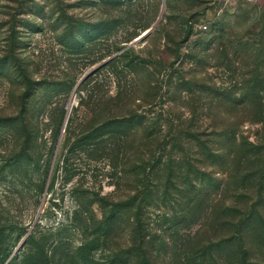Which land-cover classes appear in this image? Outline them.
<instances>
[{
  "label": "rangeland",
  "instance_id": "obj_1",
  "mask_svg": "<svg viewBox=\"0 0 264 264\" xmlns=\"http://www.w3.org/2000/svg\"><path fill=\"white\" fill-rule=\"evenodd\" d=\"M182 22V55L196 54L197 43H217L200 53L214 57L208 67L183 69L197 85L169 95L170 79L154 75L165 88L140 107L144 130L112 128L125 137L119 147L105 132L90 136L89 127L109 114L93 117L89 95L118 89L111 68L93 72L123 48L171 62L167 35L178 34ZM221 26L224 41L238 34L253 44L245 68L227 59ZM124 72L123 83L133 87L146 74ZM223 112L245 122L237 141L211 138V153L188 140L183 148L165 146L161 159L152 140L136 152L147 127L157 130L171 114L196 113L209 131L205 117ZM130 146L135 151H125ZM187 197L196 200L188 205ZM102 201L140 211L142 253L124 244L130 214L115 217L105 233ZM239 213L250 215L238 225ZM207 222L222 224L213 240L224 242L212 256L186 255L201 248L199 240L208 243L195 236ZM238 229L243 243L235 240ZM135 254L151 264H264V0H0V264H136Z\"/></svg>",
  "mask_w": 264,
  "mask_h": 264
},
{
  "label": "trees",
  "instance_id": "obj_2",
  "mask_svg": "<svg viewBox=\"0 0 264 264\" xmlns=\"http://www.w3.org/2000/svg\"><path fill=\"white\" fill-rule=\"evenodd\" d=\"M183 25L184 22L181 23V28L179 29L178 34L176 33L174 35H167V42L171 44L169 51L171 53V56L174 58L171 62L165 60L152 61L151 59H146L143 57H139L138 55H134L133 48H123L120 49L122 51L121 54L117 55L114 58H110L109 61H107L99 69L93 72L95 73L103 68H111L112 73L116 77V85L118 89L114 96L104 94L100 97L97 96L96 98H91V95H89L86 104L89 107V110L91 111L93 117L102 113L103 111L109 114L107 121L100 123L97 128L93 127V125L89 127L91 128V131L89 132V134H91L90 136H94L98 132L102 134L105 132V135L109 134L108 138L114 140V146L119 147L121 143H126L125 137L121 135L122 137L117 138V133L115 131H112V128L118 127L120 129L121 127H124L126 129H134L137 124L140 126V128H143V124L145 123V121H142V115L139 113L140 107L144 106L145 104H151L152 101H150V99L154 100L157 96V93H159L160 90H163L165 88L164 83L166 82V80L164 81V79L156 78L154 77V75L159 76L160 74H163L164 78L166 76L167 79H170V82L167 83L168 88L166 91V93L169 95L174 94V92H176L177 95L181 94L183 90H186L183 88H185L187 85L189 87L197 85V81L190 80L186 77L185 71H183V69H185L186 65L190 64L195 67V69H197L199 66L203 68L208 67L210 60L214 59V57H209L208 55L207 57H202L200 53L215 49L214 44L217 46V43L214 41L208 43H201L204 45L197 43V47L195 49V52H197L196 54L182 55L180 47L178 46V38L183 35ZM225 30L226 29L224 26H221V28L218 30V32L221 33L220 40L222 41V50L226 53V55H228V60L232 62L237 61L241 67L245 68L253 44L249 42H244L243 37L238 34L231 35L228 39L224 41ZM186 34L187 37L191 36V32L186 31ZM232 53L234 57L230 58L229 54ZM116 62L118 63L117 65L115 64ZM125 70H128L129 73L133 74H139V72H141V74H146L140 75L138 77V79H141L139 81V85L133 87V85L129 86L123 83V75L125 74ZM168 70L170 72H168ZM174 74H177L175 80L173 79ZM119 76H122L121 81L119 79ZM191 102H193L194 104L197 103L195 99L191 100ZM196 116V113H190L189 115L182 113L178 116L171 114L170 117H167L163 121V123L159 125V128L157 130H150L149 127H147L148 131L144 133L143 140L139 144V147H137L136 152L138 151V153H141L142 147H147L148 145H146V143L152 140L153 144L151 145L154 148L153 153L155 154V156H157V159H161V150L164 149L165 146L171 145L174 147L177 145V147L183 148L184 140H188L189 143H193L197 147H201L202 149L205 146L207 151L211 153L212 150L209 148L208 143L212 142L211 144H213V139L215 138V136L224 137L227 139V141H229V143L231 141H237V137L241 131V127L245 122V117L242 115H235L232 113L225 114V112H223L222 114H210L205 117L207 120H211V126L209 127L210 130L208 131L201 129L202 127H199L197 125L195 118ZM90 120L92 122V118ZM162 126L164 128H162ZM164 129H167V131L166 134L162 135V132L165 131ZM203 136L206 137L208 140L203 139ZM126 148L127 149L125 151H129L130 149L135 151L133 146ZM224 150V148L221 150L218 157H220V155L225 154ZM201 153L204 154L203 151ZM148 184L149 179H145L142 183L145 189V191L143 192V196L148 195V193L146 192V190H149ZM170 193L171 190L168 189V194ZM177 194L183 197L184 195H189L190 192L184 194V189H178ZM175 198L178 208L188 212L189 207H184V205L181 206L182 203L180 202V199L177 197V195L175 196ZM188 198L189 197H187V203L183 199V201L188 205L192 204L196 200V198L195 200L194 198L192 200L191 198ZM134 200L135 197L132 198V202L130 203H133ZM102 204V208L104 209V213L106 214L102 224L106 227L105 233L107 234L110 231L109 227L111 226V222L114 220L115 217L118 218L121 215L128 216V214H130L129 218L131 217V220L134 217V221H132L134 223H131L129 225L128 232L130 233L127 234L128 241H126L124 244L127 245L126 247H130V250L135 251V253L138 251L142 253V246L145 245V231L142 230L140 211L131 214V211L133 209H129V207L127 206L128 203L126 201L119 202L116 204L102 201ZM108 207L110 209L106 210ZM126 209L129 210L126 211ZM212 213H214V211H211L210 214L212 215ZM244 215L245 213H239L238 216H240V219L238 220V225L243 220L246 221V219H242L243 217H241ZM249 215L250 214H247V216H244V218H249ZM130 222L131 221L129 219V223ZM221 225V223L215 225L213 222L203 223L195 236L208 237V243H203L202 240H199L198 244L201 246V248H188L186 255L188 254L190 256H199L201 254H206L207 252V255L212 256L213 252H217L216 249L218 250L219 245L222 244L224 240L216 242L213 239H215V237L217 236L218 230L219 228H221ZM242 232L243 231L241 229H238V234L235 240H237L239 237L243 243L244 235ZM242 246L244 248V245ZM247 252L248 250L244 249V253ZM132 259H135L136 264H151L148 262H143L140 257L137 256V254H135L134 257L132 256ZM153 262L154 264H158V259L155 258Z\"/></svg>",
  "mask_w": 264,
  "mask_h": 264
},
{
  "label": "water",
  "instance_id": "obj_3",
  "mask_svg": "<svg viewBox=\"0 0 264 264\" xmlns=\"http://www.w3.org/2000/svg\"><path fill=\"white\" fill-rule=\"evenodd\" d=\"M164 6H165V1H164V4H163V10H164ZM161 17H162V15H161ZM161 17H160V19H161ZM160 19H159V20H160ZM158 23H159V21L156 23V25H154L153 27L149 28V29H148V30H147L142 36L136 38L133 42H131L130 45H134L135 43L139 42L142 38H144L146 35H148L149 33H151V32L154 30V28L157 26ZM104 62H107V61H104ZM89 74H90V73H87V74L81 79L80 83H82V82L87 78V76H88ZM63 131H65V127H64Z\"/></svg>",
  "mask_w": 264,
  "mask_h": 264
},
{
  "label": "built area",
  "instance_id": "obj_4",
  "mask_svg": "<svg viewBox=\"0 0 264 264\" xmlns=\"http://www.w3.org/2000/svg\"><path fill=\"white\" fill-rule=\"evenodd\" d=\"M202 28H203L204 30H207V29H208V25L205 24V25L202 26Z\"/></svg>",
  "mask_w": 264,
  "mask_h": 264
}]
</instances>
